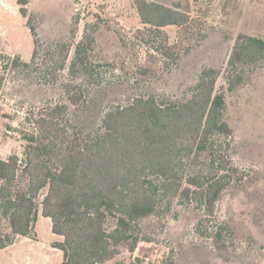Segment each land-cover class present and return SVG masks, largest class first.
<instances>
[{
    "label": "trees",
    "instance_id": "1",
    "mask_svg": "<svg viewBox=\"0 0 264 264\" xmlns=\"http://www.w3.org/2000/svg\"><path fill=\"white\" fill-rule=\"evenodd\" d=\"M16 2L35 49L30 62L16 56L11 65L31 73L38 60L53 54L46 48L59 42L45 46L30 15L32 0ZM133 3L144 25L138 33L155 37L152 41L161 43L163 56L179 57L165 28L176 26L181 42L189 41L194 34L190 13L154 0ZM93 42L86 34L76 44L64 76L74 93L69 92L64 105L38 113L36 131L24 138V158L16 154L0 158V213L8 222L5 232L0 231V248L13 244L19 235L35 237L41 210L51 219L52 231L63 237L53 244L63 252L61 264H104L117 257L122 246L136 248L143 240L142 221L156 215L164 201L178 196L189 203L198 199L200 208L213 215L233 183L237 168L226 152L233 131L224 118L225 93L216 92L219 71L204 69L185 98L128 94L124 91L134 86L125 79L94 78L87 55ZM68 56L67 48L65 58L57 62L61 70L66 69ZM261 56L264 39L241 34L228 64L237 70L238 63ZM4 79L0 75V87ZM241 81V74H235L228 83L232 88ZM71 106L76 118L97 109L99 124L90 128L76 123L72 130L61 125L58 115L69 113ZM198 165L207 169L193 171ZM232 233L222 222L208 231L220 247L228 244ZM130 264L143 263L137 258Z\"/></svg>",
    "mask_w": 264,
    "mask_h": 264
},
{
    "label": "rangeland",
    "instance_id": "2",
    "mask_svg": "<svg viewBox=\"0 0 264 264\" xmlns=\"http://www.w3.org/2000/svg\"><path fill=\"white\" fill-rule=\"evenodd\" d=\"M154 1L188 11L194 21V34L185 43L176 26L165 28L169 44H177L179 57L163 56L161 43L152 41L155 37L151 40L138 33L144 25L133 0H32L29 11L39 38L45 46L59 43L46 48L53 54L38 60L29 74L11 64L16 56L31 61L34 38L16 0H0V75H5L0 87L4 122L0 156L16 154L23 159L24 138L36 131L38 113L69 101V92L74 90L64 76L76 44L86 34L94 40L87 52L94 78L125 79L134 87L124 93L185 98L201 72L215 68L220 73L216 92L225 93L224 118L233 131L226 149L231 165L237 168L232 185L223 192L213 215L200 208L198 199L189 203L178 196L164 201L156 215L142 221L143 240L136 248L122 246L121 253L104 264H130L137 258L143 264H264V56L238 63L237 70L228 64L239 35L264 39V0ZM65 44L69 56L66 69L61 70L57 62L65 58ZM235 74H241L242 81L230 88L228 80ZM75 110L71 106L69 113L58 115L61 125L72 130L76 123L90 128L99 124L97 109L77 118ZM199 169L207 168L198 165L192 170ZM221 222L233 231L223 247L208 235ZM7 225L0 213V231L5 232ZM50 226L51 221L36 224L45 241L52 239Z\"/></svg>",
    "mask_w": 264,
    "mask_h": 264
},
{
    "label": "crops",
    "instance_id": "3",
    "mask_svg": "<svg viewBox=\"0 0 264 264\" xmlns=\"http://www.w3.org/2000/svg\"><path fill=\"white\" fill-rule=\"evenodd\" d=\"M0 120V128H2L1 123L4 122L2 119ZM0 158L7 159L8 157L0 156ZM48 220L51 221L50 218L44 217L40 210L37 222L41 221L43 224H47ZM49 230L52 239L47 241L43 240L37 233L36 225L35 237L17 236L13 244L0 248V264H61L63 252L54 247L53 244L54 242L63 241V237L52 231V222ZM56 236H59L62 240H58Z\"/></svg>",
    "mask_w": 264,
    "mask_h": 264
}]
</instances>
